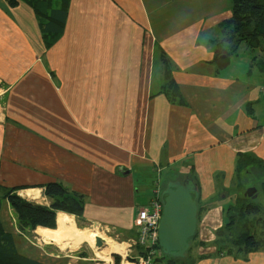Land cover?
<instances>
[{"label": "crops", "instance_id": "obj_1", "mask_svg": "<svg viewBox=\"0 0 264 264\" xmlns=\"http://www.w3.org/2000/svg\"><path fill=\"white\" fill-rule=\"evenodd\" d=\"M67 9L63 32L45 38L31 5L0 0V183L49 205L44 186L61 181L85 205L80 218L57 211V227L67 216L140 252L130 244L138 209L160 182L143 173L194 168L208 208L189 264H264L263 251L240 259L211 244L225 221L217 185L233 181L238 153L264 160V53L244 42L217 53L230 0H70ZM156 43L186 104L164 91ZM0 219L25 258L91 264L40 232L57 227L22 231L7 198Z\"/></svg>", "mask_w": 264, "mask_h": 264}, {"label": "trees", "instance_id": "obj_2", "mask_svg": "<svg viewBox=\"0 0 264 264\" xmlns=\"http://www.w3.org/2000/svg\"><path fill=\"white\" fill-rule=\"evenodd\" d=\"M6 1L10 6H16L22 0ZM23 1L31 5L41 19L45 38L55 37L63 32L70 0ZM230 7L232 16L221 22V39L216 42L217 53L226 51L231 53L237 49L241 42H246L251 48H259L264 53V0H230ZM224 42L230 44L224 47ZM162 50L160 44L156 43L154 60L155 64L160 62L165 68L164 91H168L166 94L171 101L186 104L178 85L171 77L172 66H169L167 54ZM262 63L264 68V61ZM262 63L258 62L259 65ZM236 168L239 169H237L236 184L233 187L240 193L234 198V201L230 199V206H225L224 224L215 231V238L211 244L217 246L218 253L222 251L235 255L237 258L240 255L246 259L252 252H264V160L257 155L241 152L236 156ZM242 168L244 171L240 172ZM172 174L174 173L172 172ZM187 177L192 178L197 185L198 220H201L208 204L200 199V181L194 168H191ZM221 177H224L223 173H221ZM173 179L175 178H169L168 181ZM249 184L252 185L249 186ZM251 186L256 187L257 190L252 195H248L246 190ZM17 190V187H6L0 183V206L3 198L9 199L22 231L30 233L38 226L56 228L57 211L59 210L75 214L78 218L83 216L85 196L71 191L61 181H51L44 186V193L50 199L49 205L32 202L19 195ZM221 192L225 197H229L231 194L228 188H221ZM78 226H82L80 222ZM197 234L196 232L192 238V243L195 240L194 245L204 244L203 241L197 240ZM189 252L190 250L187 255ZM81 254V256H86L84 253ZM187 255L179 260L164 254L161 248V254L154 259L153 263L189 264ZM113 256L115 262L119 264L122 259L121 255L114 253ZM0 264H39L17 253L12 237L4 230L1 219Z\"/></svg>", "mask_w": 264, "mask_h": 264}, {"label": "water", "instance_id": "obj_3", "mask_svg": "<svg viewBox=\"0 0 264 264\" xmlns=\"http://www.w3.org/2000/svg\"><path fill=\"white\" fill-rule=\"evenodd\" d=\"M257 190L251 186L246 193L252 195ZM198 190L190 177L186 181L171 180L162 192L163 210L159 224V244L164 254L173 258H185L191 247L192 238L198 228ZM105 244V238L97 235L95 245Z\"/></svg>", "mask_w": 264, "mask_h": 264}, {"label": "rangeland", "instance_id": "obj_4", "mask_svg": "<svg viewBox=\"0 0 264 264\" xmlns=\"http://www.w3.org/2000/svg\"><path fill=\"white\" fill-rule=\"evenodd\" d=\"M244 43L246 44V42H244ZM229 44L230 43H228V42H224V47H227ZM237 169H239V168H235L233 181L231 182V184L228 187H225L224 185H221L219 183L217 185L218 188H216V190H219V187L221 186V188H226V189L228 188L231 191V194L229 197H225L224 194L221 196L222 197L221 200L225 201L224 205L226 207L231 205L230 199H233V201H234V198L239 196V193H240V192L235 191V188L233 187L236 184V176L235 175L237 174ZM242 171H244L243 168L241 169L240 172H242ZM221 173L224 174V172H222V171H216L215 172L214 176H215L216 182H221V179H223V177H221ZM143 174L149 180L154 179L156 181L157 179H160V182L158 183V185H159V188H161V186H162V190L166 189L169 178H175L173 180H180V181H184L186 178L185 173H174V174H172V171L170 169H164L163 171H160V172L148 171V172H145ZM250 185H252V184H249V186ZM233 201H232V203H233ZM79 222H81V221H79ZM80 228H87L88 231L95 230L97 232V230L94 229L96 227H90V226H83L82 225ZM205 233H207V235H209L208 231H206ZM99 235H103V237L105 238V244L101 248L97 247L96 245L92 246L87 242H83L82 244L75 245L73 242L66 240V239H63L61 241L60 246L62 248H64L65 250L72 249L71 251H74V252L78 253L79 255H82L80 253H84L86 255V258H88V260L91 261V264H117L115 262V259L113 256L114 253H118L122 257L121 262L119 264H139L140 258L145 253L144 251L139 252L138 251L139 247H133L132 248L133 251L126 252V249L128 250V244H124L119 239L114 240L110 236H106L103 233H101V234L99 233ZM107 240L109 241L108 244L106 243ZM112 243L122 244L123 245L122 250H120V252L111 251L110 249H111ZM240 257H242V256L239 255L238 258H240Z\"/></svg>", "mask_w": 264, "mask_h": 264}, {"label": "built area", "instance_id": "obj_5", "mask_svg": "<svg viewBox=\"0 0 264 264\" xmlns=\"http://www.w3.org/2000/svg\"><path fill=\"white\" fill-rule=\"evenodd\" d=\"M154 196L145 205L138 209L136 224L138 236L131 239V246H144V255L139 264H154V259L161 254L159 246V224L162 217L163 200L159 185L153 189Z\"/></svg>", "mask_w": 264, "mask_h": 264}, {"label": "bare ground", "instance_id": "obj_6", "mask_svg": "<svg viewBox=\"0 0 264 264\" xmlns=\"http://www.w3.org/2000/svg\"><path fill=\"white\" fill-rule=\"evenodd\" d=\"M70 221V222H69ZM72 220L67 216H62L59 219V226L56 229H40V232L44 235H49L56 242H60L63 239L69 240L73 242L75 245L82 244L83 242H87L90 245H95V238L98 233L95 230L88 231L87 228H75L72 225ZM95 229V228H94ZM107 240V244H108ZM123 245L119 243L111 244V251L120 252L122 250Z\"/></svg>", "mask_w": 264, "mask_h": 264}, {"label": "flooded vegetation", "instance_id": "obj_7", "mask_svg": "<svg viewBox=\"0 0 264 264\" xmlns=\"http://www.w3.org/2000/svg\"><path fill=\"white\" fill-rule=\"evenodd\" d=\"M175 181H178V180H175ZM186 181V179L183 181V182H185ZM169 182V181H168ZM164 190H162V192H163ZM198 225H199V220H198ZM197 230H198V228H197Z\"/></svg>", "mask_w": 264, "mask_h": 264}, {"label": "clouds", "instance_id": "obj_8", "mask_svg": "<svg viewBox=\"0 0 264 264\" xmlns=\"http://www.w3.org/2000/svg\"><path fill=\"white\" fill-rule=\"evenodd\" d=\"M160 245V244H159Z\"/></svg>", "mask_w": 264, "mask_h": 264}]
</instances>
